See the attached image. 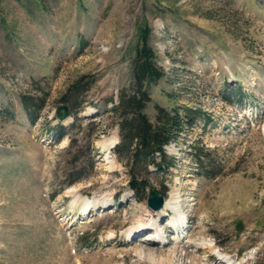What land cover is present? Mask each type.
Instances as JSON below:
<instances>
[{
	"label": "rangeland",
	"instance_id": "rangeland-1",
	"mask_svg": "<svg viewBox=\"0 0 264 264\" xmlns=\"http://www.w3.org/2000/svg\"><path fill=\"white\" fill-rule=\"evenodd\" d=\"M144 26L165 72L150 86V119L157 105H182L212 120L165 147L173 167L136 169L149 185L139 197L135 167L115 151L111 110L132 83ZM81 77L88 90L74 109L62 97ZM24 94L47 99L36 124ZM60 105L70 108L66 119ZM113 136L107 155L99 142ZM197 142L219 175L199 172ZM152 188L179 202L163 219L164 245L148 241L158 237ZM140 221L148 228L130 241ZM209 246L264 264V0H0V264H193L182 251L219 264Z\"/></svg>",
	"mask_w": 264,
	"mask_h": 264
},
{
	"label": "trees",
	"instance_id": "trees-1",
	"mask_svg": "<svg viewBox=\"0 0 264 264\" xmlns=\"http://www.w3.org/2000/svg\"><path fill=\"white\" fill-rule=\"evenodd\" d=\"M151 28L144 26L140 30V40L135 48V56L132 60V83L128 88H123L119 93V101L113 106L112 112L119 117V128L121 141L115 151L128 156L132 165L130 186L136 194H140L148 183L141 178L137 168L148 170L154 166L156 170H168L175 165L174 157L167 154L165 147L177 141L188 129L197 126L200 119L208 124L212 118L199 108L188 106H176L173 109L157 105L156 121L153 122L145 112L146 107L152 101L150 86L157 84L164 76V70L158 65V56L150 43ZM85 46V40L81 39ZM83 78L72 83L62 101L71 104L74 109L80 105L77 97L83 90ZM237 93L240 97L244 96ZM231 94V93H230ZM227 94L225 100L229 102L232 98ZM46 97L24 94L21 96L22 105L26 111L29 121L36 124L40 113L46 105ZM60 141L66 129L63 125L53 128ZM193 159L198 165L199 172L206 177H215L220 171L215 170L213 152L200 143L190 146ZM160 194L164 195L160 191ZM140 197V195H139ZM141 199V198H140Z\"/></svg>",
	"mask_w": 264,
	"mask_h": 264
},
{
	"label": "bare ground",
	"instance_id": "bare-ground-1",
	"mask_svg": "<svg viewBox=\"0 0 264 264\" xmlns=\"http://www.w3.org/2000/svg\"><path fill=\"white\" fill-rule=\"evenodd\" d=\"M117 142H118V137L113 136V137H110L108 139H105V140L100 141L99 142V146L101 147V149L103 150V152L107 153V155H111L112 154V149L116 145ZM128 199H129V197L127 196L126 197V200H128ZM91 203L94 204V202L87 203L86 208H88V209H86V210H88V212L89 211L91 212V210H90V207H91L90 204ZM178 203L179 202H177V197H175L173 195L165 199L163 208H161L159 211H157V217H159V218H157L156 221H153L152 222V229H154V232L157 231L158 237L155 235V233L150 232L149 235L152 233V238H150L148 240L149 242H151L152 244H156V245H164L166 243V240L164 238L165 235H164L163 232H164V230H165V232L167 231V229H165V228H167V226H163L164 225V224H162V223H164V220L163 219H164V217H165L166 214H169V212L167 211V209H172V210H175V211H180V208H178L179 207L178 206L179 205ZM93 204H92V206L94 207L95 204L94 205ZM93 207H91V208H93ZM177 208H178V210H177ZM163 211H165V212L163 213ZM151 212L152 213H156L154 211H151ZM149 220H151V215H150L149 219L147 220V222H149ZM145 224H146V221H140L139 222V225L135 229H133V230H131V231H129L127 233V235L130 237L129 238L130 241H132L133 238H134V241H135L140 236V231H139V233H137V235H135V233L133 234L132 231L138 232V230H141L142 231V230L147 229L148 227H145ZM169 227L171 228L172 226L169 225ZM161 233H162V235H161ZM149 237H151V236H149ZM155 237H157V238H155ZM160 240H163V241L160 242ZM196 249L197 250H200L199 247H197ZM196 249H195V251H196ZM207 251H208V253H210L211 256H212V254H214L216 252L215 249L213 247H210V246H209V249ZM184 253H186V255ZM216 253L220 254V257H218L219 258V262H218L219 264H239L237 260H235L234 258L228 256V254H223L222 253L223 254L222 255L220 251L219 252H216ZM180 256L183 259H193V264L194 263L195 264H198V262L195 261L196 257L195 256H189L186 251L185 252L182 251V253H181ZM180 256H179V259H182Z\"/></svg>",
	"mask_w": 264,
	"mask_h": 264
},
{
	"label": "water",
	"instance_id": "water-1",
	"mask_svg": "<svg viewBox=\"0 0 264 264\" xmlns=\"http://www.w3.org/2000/svg\"><path fill=\"white\" fill-rule=\"evenodd\" d=\"M57 115L60 117V119H66L70 116V108L67 105H60L57 108ZM148 205L154 209L159 210L164 205V197L159 193L158 189L152 188L149 193L148 197Z\"/></svg>",
	"mask_w": 264,
	"mask_h": 264
}]
</instances>
